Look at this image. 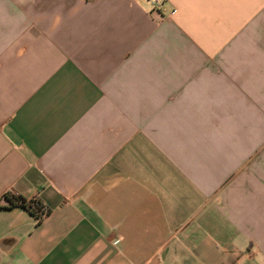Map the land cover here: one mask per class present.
Segmentation results:
<instances>
[{
  "label": "crops",
  "instance_id": "0c3cea01",
  "mask_svg": "<svg viewBox=\"0 0 264 264\" xmlns=\"http://www.w3.org/2000/svg\"><path fill=\"white\" fill-rule=\"evenodd\" d=\"M0 264H264V0H0Z\"/></svg>",
  "mask_w": 264,
  "mask_h": 264
},
{
  "label": "trees",
  "instance_id": "16d2710c",
  "mask_svg": "<svg viewBox=\"0 0 264 264\" xmlns=\"http://www.w3.org/2000/svg\"><path fill=\"white\" fill-rule=\"evenodd\" d=\"M5 200L8 202L10 207H23L26 208L28 210H30V212L38 219V224H40V222L42 221V217L40 215V211H41V204L40 203H30L29 201L21 198V197H16L14 195L11 194H7L5 196ZM48 214L47 210H46V215Z\"/></svg>",
  "mask_w": 264,
  "mask_h": 264
},
{
  "label": "built area",
  "instance_id": "2783aa9c",
  "mask_svg": "<svg viewBox=\"0 0 264 264\" xmlns=\"http://www.w3.org/2000/svg\"><path fill=\"white\" fill-rule=\"evenodd\" d=\"M155 5L159 6L160 5V0H155ZM30 203H40L41 205V211H40V215L42 218H44L46 216V208L44 207V205L38 201V199L34 198L31 201H29Z\"/></svg>",
  "mask_w": 264,
  "mask_h": 264
}]
</instances>
